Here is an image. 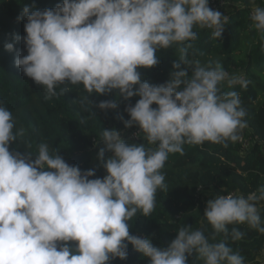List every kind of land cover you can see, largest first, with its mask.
Returning a JSON list of instances; mask_svg holds the SVG:
<instances>
[{"label":"clouds","instance_id":"clouds-1","mask_svg":"<svg viewBox=\"0 0 264 264\" xmlns=\"http://www.w3.org/2000/svg\"><path fill=\"white\" fill-rule=\"evenodd\" d=\"M26 18L15 65L46 89V99L62 84H82L89 93L117 90L128 100L124 126L139 128L149 145L129 143L116 129L102 131L105 147L97 153L105 171L90 179L95 169L82 171L41 143L38 155L9 151L23 136L14 132L12 113L0 106V264H109L127 258L128 245L149 258V264H186L199 254L204 264H244V258L216 235L239 240L243 233L228 225L244 224L264 233L256 201L260 194L218 195L209 199L204 217L213 233L180 227L166 248L153 246L147 237L131 235L129 221L139 211L149 216L156 193L167 190L164 167L169 154H184V144H223L239 139L247 127L240 95L222 92L239 84L242 76H229L220 62L186 58L172 64L170 78L160 85L142 80L139 68L156 66L158 49L195 40V27L221 37L228 17L209 7V0H62L54 8L29 13L25 6L17 20ZM253 27L264 33V8L254 7ZM5 49L11 51L12 43ZM189 71L191 74L189 75ZM64 90L62 89V92ZM89 101V97H85ZM90 102V101H89ZM156 107L153 108L152 105ZM117 100L101 101V110L115 109ZM107 149L111 156L104 159ZM73 242V243H69Z\"/></svg>","mask_w":264,"mask_h":264},{"label":"trees","instance_id":"trees-1","mask_svg":"<svg viewBox=\"0 0 264 264\" xmlns=\"http://www.w3.org/2000/svg\"><path fill=\"white\" fill-rule=\"evenodd\" d=\"M225 1L229 5L222 14L228 17V22L221 37L214 38L210 29L195 27V40L158 49V64L138 69L143 81L152 85L164 84L173 71L172 64L181 60L180 48L184 47L187 59L199 60L201 66L218 61L229 76H236L241 71L249 82L246 88L240 85L229 88L226 82L221 87L222 92L235 91L240 95L247 127L238 135L249 142L247 148H243L238 140L227 142V146L210 142L184 144V154H169L161 169L167 190L158 189L152 213L144 217L138 211L128 222L131 235L147 237L158 248H166L183 226H191V230L202 229L205 236L211 237L213 229L203 215L209 199L234 191L245 197L252 192L259 196L260 189L264 188V81L261 77L264 72V33L255 30L249 15L252 8L263 7L264 0ZM59 3L62 0H0V106L12 113L13 131L24 130L23 136L18 135L17 140L9 144V151L30 153V158L35 159L39 145L46 143L50 154L57 152L69 165L78 166L82 171L95 169V175L90 179L103 178L102 161L90 150L95 144L97 153L105 147L100 143L103 130L116 129L129 143L150 148L156 146L149 145L144 134L137 139L129 138L131 131L138 127L124 126V121L130 118L125 108L134 106L139 97L124 100L117 90L97 95L89 94L82 84H62L56 87V96L46 99L45 87L37 85L15 65L18 52L27 54L23 41L14 38L25 35L26 18L17 20L22 9L29 6L31 13L54 8ZM6 43L13 44L11 51L5 49ZM260 93L262 99H259ZM85 97H89L90 102ZM113 99L117 100L115 109L97 107L101 101ZM109 156L111 152L105 149L104 159ZM256 206L264 226V200L256 201ZM227 227L229 233L237 228L243 237L234 241L230 235L225 237L221 233L210 242L224 241L234 252L240 253L244 264H256L264 248V233L250 228L247 223ZM127 252L126 259L116 258L109 264H149V258L131 244ZM186 264H204V261L194 252L187 256Z\"/></svg>","mask_w":264,"mask_h":264},{"label":"built area","instance_id":"built-area-1","mask_svg":"<svg viewBox=\"0 0 264 264\" xmlns=\"http://www.w3.org/2000/svg\"><path fill=\"white\" fill-rule=\"evenodd\" d=\"M228 5H229V3L227 1H225V0H209V7L211 9L219 11L221 13ZM262 8H264V6ZM252 10H253V8L250 10L249 15L251 14ZM237 76H242L245 79L244 74L241 71L237 74ZM237 85H239V84H237ZM139 131H140L139 128L131 131V133L129 134V138L137 139L139 136L143 135V133H140L137 136L136 133H138ZM121 137H122V135H121ZM238 142L242 144L243 148H247V146L249 145V142L246 139L242 138V137H240L238 139ZM199 189H200V187L198 188V190ZM253 193L254 192H252V193H250L248 195H251ZM225 195H239V194L236 191H234V192H231V193H228V194H225ZM256 264H264V248H263L262 254H261L260 258L258 259V261L256 262Z\"/></svg>","mask_w":264,"mask_h":264},{"label":"rangeland","instance_id":"rangeland-1","mask_svg":"<svg viewBox=\"0 0 264 264\" xmlns=\"http://www.w3.org/2000/svg\"><path fill=\"white\" fill-rule=\"evenodd\" d=\"M239 73V72H238ZM237 76V75H236ZM262 77V80L264 81V72H263V75L261 76ZM259 99H262V93L259 94ZM97 144L93 145L92 148L90 149L91 152L93 153L94 156H96L97 154Z\"/></svg>","mask_w":264,"mask_h":264}]
</instances>
